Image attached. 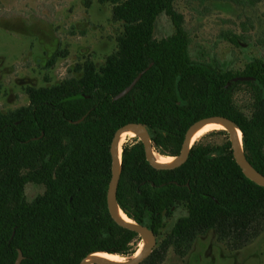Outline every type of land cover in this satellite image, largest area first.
<instances>
[{
	"label": "trees",
	"instance_id": "1",
	"mask_svg": "<svg viewBox=\"0 0 264 264\" xmlns=\"http://www.w3.org/2000/svg\"><path fill=\"white\" fill-rule=\"evenodd\" d=\"M101 1L112 4V18L124 28L104 64L86 61L79 77L28 87V105L8 113L0 109V264H15L19 250L21 264H79L97 252L124 258L136 253L141 237L116 223L107 203L111 142L127 124L145 125L156 151L177 156L192 125L227 117L242 132L247 159L264 175V61L252 59L235 72L192 59L176 0ZM162 14L175 31L158 40ZM149 65L134 88L114 100ZM236 77L254 80L234 82ZM244 87L249 116L235 100ZM28 183L45 187L31 202ZM117 201L157 236L175 209H187L141 264L163 263L170 248L183 257L209 231L240 250L264 230V187L243 174L228 138L222 144L197 141L187 161L173 170L153 168L143 143L127 142Z\"/></svg>",
	"mask_w": 264,
	"mask_h": 264
},
{
	"label": "rangeland",
	"instance_id": "2",
	"mask_svg": "<svg viewBox=\"0 0 264 264\" xmlns=\"http://www.w3.org/2000/svg\"><path fill=\"white\" fill-rule=\"evenodd\" d=\"M112 7L101 0H0L2 112L28 105V87H48L70 76L79 77L78 70L86 61L97 67L103 65L117 50V37L124 29L121 22L113 20ZM175 10L183 15L192 59L235 72L242 71L252 59L264 61V0H176ZM174 31L170 17L162 14L156 23L155 38L160 40ZM56 52L60 56L52 65ZM235 100L249 116L251 104L245 87L236 93ZM209 133L198 141L222 144L229 139V135ZM44 191L40 184L28 183L25 187L30 202ZM186 214V207L179 206L166 218L158 243ZM134 247L136 253L142 250L143 241H137ZM132 257L122 258L127 261ZM161 264H264V230L240 250L230 249L214 231H209L199 236L183 257L170 248Z\"/></svg>",
	"mask_w": 264,
	"mask_h": 264
},
{
	"label": "water",
	"instance_id": "3",
	"mask_svg": "<svg viewBox=\"0 0 264 264\" xmlns=\"http://www.w3.org/2000/svg\"><path fill=\"white\" fill-rule=\"evenodd\" d=\"M150 67L151 65H149V67H147L144 71L140 72L138 76L126 89H124L122 92H120L117 96L114 97V100H118L126 96L134 88V86L137 84V82L140 80V78L146 72V70H148ZM250 80H254V79L251 77H236L233 79L234 82L250 81ZM228 86L229 84L227 85V87ZM83 119L84 117L81 120ZM81 120L75 123H79ZM209 123H220L224 126L223 130L227 131L229 135V141L231 143L234 159L241 168L243 174L257 185L264 187V175L261 174L249 162L244 152L243 145L242 147L240 146L239 137L237 134V130L240 131V129L236 126V124L232 120H230L227 117L216 116V117L205 118L192 125L185 135L179 155L175 156L173 161L168 164L159 163L157 160H155L153 156L154 151L150 139V134L145 125L141 123L127 124L116 131L113 140L111 142L110 153L112 160V165H111L112 175L107 192V203H108L109 213L112 219L119 225L136 232L143 241V248L137 256H134L131 259L124 262H113L110 260H106L104 258L92 257L93 255L92 254L88 258L82 260L79 264H141L152 254L154 248L157 246V235L154 233L153 230H151L150 228L144 225L136 223L131 218L130 219L132 222L127 221L123 219L119 214V211H122L117 201V190H118V185L121 177V169H122V157L119 156V142L121 135L125 131H133L136 134V137H138L140 141L143 143L146 159L153 168L158 170H173L181 167L187 161L189 157V152L196 143L193 142V137L195 133L200 128H202L203 126ZM23 260H24V255L22 251L19 250L15 264H21Z\"/></svg>",
	"mask_w": 264,
	"mask_h": 264
},
{
	"label": "bare ground",
	"instance_id": "4",
	"mask_svg": "<svg viewBox=\"0 0 264 264\" xmlns=\"http://www.w3.org/2000/svg\"><path fill=\"white\" fill-rule=\"evenodd\" d=\"M224 126L220 123H209L205 126H203L202 128H200L194 135L193 137V142L197 143V141L204 136L206 133L214 131V130H223ZM237 134L239 137V143L240 146L242 147L243 145V141H242V133L241 131L237 130ZM136 137V134L133 131H125L120 138V142H119V156L122 157L121 153H122V149L123 146L130 140ZM137 138V137H136ZM154 158L155 160H157L159 163H163V164H168L171 163L173 161V157H168V156H162L160 154H157L154 152ZM120 216L127 220V221H131V219L123 212V211H119ZM132 222V221H131ZM143 248V247H142ZM141 252V248L140 250L135 254V256H137L139 253ZM92 257H99V258H104L106 260H110L113 262H124L126 261V259H123L121 256L116 255V254H108V253H94L92 255Z\"/></svg>",
	"mask_w": 264,
	"mask_h": 264
},
{
	"label": "flooded vegetation",
	"instance_id": "5",
	"mask_svg": "<svg viewBox=\"0 0 264 264\" xmlns=\"http://www.w3.org/2000/svg\"><path fill=\"white\" fill-rule=\"evenodd\" d=\"M148 132H149V131H148ZM150 139H151V138H150ZM139 141H140V139H139L138 137H137V138L135 137V139H133L131 142H133V143H137V142H139ZM128 142H129V141H128ZM140 142H141V141H140ZM151 142H152V141H151ZM152 147H153V143H152ZM154 149H155V148L153 147V151H154ZM169 157H173V158H174L175 156H169ZM175 210H176V209H175ZM175 210H174V211H175ZM157 237H158V236H157ZM157 243H158V240H157Z\"/></svg>",
	"mask_w": 264,
	"mask_h": 264
}]
</instances>
